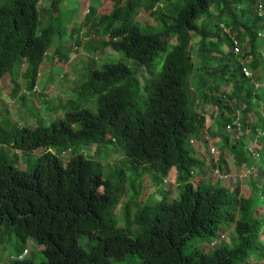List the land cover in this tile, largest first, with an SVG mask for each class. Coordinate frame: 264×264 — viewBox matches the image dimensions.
Returning a JSON list of instances; mask_svg holds the SVG:
<instances>
[{
  "label": "trees",
  "instance_id": "16d2710c",
  "mask_svg": "<svg viewBox=\"0 0 264 264\" xmlns=\"http://www.w3.org/2000/svg\"><path fill=\"white\" fill-rule=\"evenodd\" d=\"M46 1L51 17L42 27V2ZM59 1H0V88L5 87L8 73L14 75L16 67L27 65V90H35L44 52L52 45L55 34H61L58 22L51 20L56 17ZM112 1L114 13L110 20L100 19L108 20L105 27L97 33H87L110 38L107 46L135 59L142 67L140 72H148L142 88L138 80L134 82V90L144 94L143 102L132 109L131 70L126 63L110 61L100 68L89 65L79 100L49 126L23 128L12 142L24 151L42 149L33 168L19 167L16 157L9 156L0 144V226L15 232L19 239L17 254L9 264H114L115 260L117 264H251L248 258L257 246L253 245L256 232L249 217V196L226 185L209 182L194 189L188 182V167L197 163V157L187 148L186 137L191 132L199 136L206 129V113L192 108L194 99L187 81L193 73L194 55L201 70L212 61L217 64L215 73L230 68L231 57L213 58L217 57L213 53L222 52L220 46L231 48L239 43L232 38L235 32V37L248 36L250 52L256 55L257 33L264 30V15L257 13V0H178L169 8L173 22L156 32L141 29L140 10L133 7L141 0ZM122 1L124 6L119 5ZM160 1L167 0H148L142 9L161 18L162 10H156ZM261 1L264 9V0ZM86 8L87 0H83L75 20L85 14ZM117 19L120 25L114 24ZM224 27L228 28L226 32ZM170 34L175 43L165 55L162 69L153 73V60L165 50ZM193 38L199 41L192 44ZM75 39L70 34L66 50L59 40L53 61L67 60ZM256 61L254 58L251 63L254 68L259 66ZM230 73L234 88L228 100L205 91V102L226 110H231V101L250 104L253 93L250 85L243 89L241 64ZM208 76L220 77L208 69L199 76L204 81L197 82L195 88L205 87ZM92 97H96L94 112L85 105ZM222 118L224 121L218 120V131L228 136V141L230 136L224 129L232 116L224 113ZM106 136L115 143L114 150H122L130 157L133 166L148 164L162 176H173L174 166L175 177L181 182L178 194L168 183L154 203L140 205L137 192H132L123 217L136 226L133 231L117 224L121 219L115 212L120 200V178L113 183V175H105L103 164L82 152L92 143L100 148ZM7 141L0 135V142ZM237 144L230 145L238 150ZM62 147H71L66 161L55 153ZM235 154L241 158L237 151ZM116 172L123 174L122 169ZM261 193L264 198V180ZM130 205L136 207L132 215ZM233 224L239 240L236 245L225 242L214 251L191 247L188 253L182 252L188 238L201 235L210 239L220 225ZM30 236L43 247L45 261L19 258L26 253L24 245ZM83 236L88 240L81 242ZM257 257H264V246L257 251Z\"/></svg>",
  "mask_w": 264,
  "mask_h": 264
},
{
  "label": "rangeland",
  "instance_id": "374dc122",
  "mask_svg": "<svg viewBox=\"0 0 264 264\" xmlns=\"http://www.w3.org/2000/svg\"><path fill=\"white\" fill-rule=\"evenodd\" d=\"M1 1V0H0ZM83 0H60L58 9L54 21L58 22L56 25L61 31V34L57 32L54 36V41L51 46L48 47L47 54L44 56V61L41 68V73L38 82V91L32 93H26L25 90L27 84L26 75H24L27 67L23 65L17 70L16 75L8 73L4 81L5 87L0 88L1 102H0V135L7 138V142H0L1 146L8 150V155L16 157L18 165L21 168L31 169L37 162L38 153L42 149L34 151H24L14 143L15 138L21 133L23 128H34L36 125L49 126L54 118L62 116L63 112L70 107L72 104L79 100V94L81 89L84 87L86 82V73L88 72V66L91 65L94 68H100L103 63L110 61H122L126 63L131 70V90H133V104L132 109L137 108L141 105L144 99V94H140L138 90H134V82L138 80L140 87H143L145 77L148 72L142 70L135 59L126 57L120 51H114L111 47L100 50L99 46L105 43L106 38L98 34H88V31L99 32L102 27H105L108 20L101 21V17H108L110 20L111 14L114 13V2L112 0H87L88 11L84 14L79 15L75 20V12ZM148 0H141L140 3H135L134 8L139 11L138 21L140 22L141 29L148 32L160 31L166 24L173 22V17L170 14L169 8L175 5L178 0H167L160 1L157 9H161V18L155 13H151L148 10L142 9V5ZM49 3L42 2L41 18L43 19L42 27L50 21V14L46 11ZM124 6L125 3L122 1L119 4ZM256 6V5H255ZM82 17V18H81ZM81 18V19H80ZM80 19V20H78ZM90 24V25H88ZM120 25L121 21L118 19L114 23ZM88 25V26H87ZM228 28L224 27L226 32ZM260 31V30H259ZM264 31V30H261ZM70 34L76 36L75 43L70 48V54L67 60L53 61L55 48L60 40L63 45V50H66V44L70 42ZM224 34V33H222ZM236 32L232 35V38H236L240 43V52L237 54H231L232 61L229 62L230 70L225 74H221L220 90L215 91L216 97H222L223 93H231L232 82L229 72L237 67L242 60V55L245 52L250 51L251 45L248 43V37L246 34L239 37L236 36ZM74 38V37H73ZM215 40V38H213ZM166 48L158 53L156 58L153 60V73H157L162 69L163 60L165 55L170 50V47L174 45L175 38L173 34H170L166 38ZM199 41L197 38H193L191 43ZM258 49L256 51L257 63L259 66L254 68L247 64V68L251 71V78L244 80L245 85L251 84V88L256 92L258 100L253 101V112L251 114L243 113V133L242 141H238L237 146L245 159L238 160L237 156H234L231 150L224 149L225 141L223 138L218 140L216 136L219 135V124L218 118L220 109L216 104H205L200 96L195 98L194 108L197 110H203L207 112L206 124L209 128L208 135L209 139L201 140L196 139L195 143L189 144L193 149V154L197 157V161L207 159L208 163H204V176H210L212 182H217L220 175L214 174L212 165H219L222 171H229L231 175L229 178L221 180L222 183L227 186H231L232 189L239 188L240 193H244L250 198V219L255 225L256 238L253 241V245L257 246L256 252L252 249V254L248 258V262L253 264L257 261V264H264V257L258 258L257 251L261 250L264 246V198L261 194L262 184L264 180V145L261 148L256 149V156H247L244 149L243 143L249 142V134H254L256 129L264 132V41L258 37L256 40ZM221 51H215L213 55L220 57L226 55L233 47L228 45L220 46ZM260 53L261 55H258ZM245 61H248L247 59ZM244 61V62H245ZM214 63V61H212ZM26 67V68H25ZM210 70L215 68V65L211 66ZM16 72L15 70H13ZM195 73H197L195 71ZM199 81V77L195 78V82ZM2 80L0 79V84ZM16 83L19 84V90L16 95L12 92L15 88ZM256 83L258 84L256 87ZM208 87H212V83L207 84ZM28 91V90H27ZM191 97H195V91L190 94ZM96 97H92L85 104L93 112L96 110ZM259 107V108H257ZM237 109H234V111ZM234 113V112H233ZM230 133V144L237 141L233 131L224 132ZM264 138V135H262ZM106 141L101 143V147L98 148L96 143H92L88 146H84L82 152L86 155L91 156L95 161L103 164L105 167V175L111 176L112 182L116 183L117 179L120 178L121 191L120 200L115 207L117 216H121L117 224L121 228L130 229L131 231L136 229L134 224L128 223L123 217V208L130 198L132 192H137V197L140 205L148 202H155L159 196L160 190L166 189L168 182H173L172 177L169 179L167 176H162L155 170L148 169L147 165L137 164L134 168L129 167L128 160L132 162L130 157H127L122 150H114V144L106 136ZM216 147L215 153L210 149L211 146ZM263 148V149H262ZM70 152L62 155V158L66 161L69 158ZM224 155V156H222ZM245 162L247 167L253 168V174L247 177H241V174H236L241 170V164ZM118 169L123 170V174L120 175L116 171ZM261 174V175H260ZM246 180V183H245ZM173 193L178 194L179 187L173 184ZM242 190V192H241ZM149 203V204H153ZM136 210L134 205H130V214ZM221 230L225 237L230 236L231 240L227 241L236 245L239 240L237 239L235 232V225L231 228L227 225L223 226ZM88 240L86 236L80 238L81 242ZM19 242L18 236L15 232L9 230L5 226H0V264L11 263L15 255L17 254V244ZM206 241L201 237H193L186 240L182 247L183 253H188L192 246L205 247ZM209 247V245H208ZM24 250L27 253V257L35 262H42L46 260V255L43 247L40 246L38 240L30 236L28 237ZM117 264V261H114Z\"/></svg>",
  "mask_w": 264,
  "mask_h": 264
},
{
  "label": "clouds",
  "instance_id": "9594fccd",
  "mask_svg": "<svg viewBox=\"0 0 264 264\" xmlns=\"http://www.w3.org/2000/svg\"><path fill=\"white\" fill-rule=\"evenodd\" d=\"M256 6L258 7V9H257L258 15L259 16H263L264 15V9L262 7L263 6L262 1L261 0H257ZM87 7H88V1H87ZM87 11H88V9H86L85 14H86ZM258 37L264 39V31H261L260 30L257 33V38ZM109 39L110 38H106L105 43H103V44H101L99 46V49L100 50H103V49H106L107 47H109V46H107V41ZM248 40H249V38H248ZM47 50H48V48H47ZM47 50L44 52V55L47 54ZM233 50H234V53H233ZM233 50H230L228 52V54H226V55H228L227 58H230L231 57L230 55L232 53L233 54H235V53L238 54L240 52V43L235 42V46L233 47ZM250 51H251V49H250ZM250 51L243 53L242 60L239 63L242 66V72H243V75H244V80L247 79V78H251V76H252L251 71L247 68V64L248 65H251V63L254 60V58L257 59V56H254ZM258 55H261V54L258 53ZM224 56L225 55H223V57ZM213 58H219V57H213ZM246 59L248 61H245ZM199 65H200V61L197 60L196 55H194L193 56V73L190 76L189 80L187 81V89H188L189 94L193 93L194 91L196 93V96L195 97H191L192 99H194V102H195V98H197V96H200L202 98V100H203V94H204L205 91H207V93L209 95H214L215 91L220 90L221 74L219 72H216L215 73V70H217L216 69L217 68V64L215 63V61L211 65L205 66L203 68V70H201L199 68ZM212 65H215V68L213 70H210L212 68L211 67ZM25 66L27 67V65H25ZM21 67L22 66L16 67V69H15L16 72H15L14 75H16L18 73L17 70L19 68H21ZM41 68H42V66H41ZM41 68H40V73H41ZM208 69L211 71L212 75L217 74L220 77H210V76H208V80L206 82L205 87H203V88H195V84H196L195 78L196 77H199L200 75H202V73H204V71H206ZM229 70H230V68H228L227 70L220 71V72L222 74H225ZM195 71L197 73H195ZM25 73H26V69H25L24 75H26ZM229 75L231 76V73L230 72H229ZM230 80L232 82V91H231V93H232L233 92V88H234V82H233L234 80H233L232 76H231V79ZM199 81H200V83H202V81H204V79H202L200 77ZM199 81H197V82H199ZM263 81H264V77H263ZM38 82H39V80H38ZM210 82L212 83V87H208V85H207ZM16 85H17L18 89L17 88H14L13 89L12 92L14 93V95L17 94V92H18V90L20 88L18 83H16ZM249 85L251 87V84L245 85V83H243V89L246 88V87H249ZM257 85L258 84L256 83V87H257ZM26 88H27V85H26ZM25 91L28 94L29 93H32L34 91H38V83L36 85L35 90H32V91L25 90ZM231 93H223L222 94V97H217V98L218 99H222L223 101H226V100H228V96ZM252 93L253 94L251 96V102H250V104H245L244 102L231 101L230 102V104L232 105L231 110H226L225 108L219 107L217 105L219 107V109H220V113H219L218 120L221 119L222 121H224V119L222 118V116H223L224 113L230 114L232 116V120L228 121V123L226 125V130L227 131H233L235 133L234 136L237 138V141H236L237 143H238V141H242L243 120H244L243 113L251 114L253 112V105H252V103H253L254 99L255 100H258L259 99L258 96H257V94H256V92H254L252 90ZM1 98L2 97H1V94H0V102H1ZM204 103L205 104H208L205 101H204ZM210 104H212V103H210ZM210 104H208V105H210ZM192 108L195 109L194 108V104H193V107ZM257 108H259V107H257ZM234 109H237V110L234 111ZM205 113H206V119H207L208 113L207 112H205ZM36 126H38V125H36ZM208 131H209V128L207 127V124H206V129L202 133H199V136H197L195 134V132H191V133H189L188 137H186L187 148H190L192 154H193V149L190 147L189 144L195 143V138L196 139H201V140H207L208 141V139H209ZM228 134L230 136V133H228ZM248 134H249V142L248 143H243L244 144V149H245V151L247 153V156H252L253 158H255V156L257 154L256 153V149L257 148H261L262 147V144L264 145V138H262V135H264V132L263 131H260L259 129H256V131H255L254 134H251L250 131H248ZM194 136H195V138H194ZM223 136H224L223 134L222 135L219 134L216 137L218 138V140H221V138H223L224 141H225L228 136H225V137H223ZM230 139H231V137L229 138L228 141H225V147H224V149L231 150L232 153L234 154V156H236L235 152L237 151V153H239V155L241 156V158L237 157L239 161H241L242 159H245L244 158V155L240 151H238V150H240L239 147H238V150H237V149L233 148L230 145ZM39 149H41V148L39 147L36 150H39ZM48 149L53 150V147H48ZM210 149H211V151L213 153H215V151H216V147L215 146L212 145L210 147ZM70 150H71V147H62L61 149H59V148L57 150L55 149V153L62 158V155L69 153ZM222 156H224V155H222ZM263 160H264V156H263ZM204 163L205 164L208 163L207 159H204V160H201V161H197V163H195L193 165H190L188 167V173H189L188 182L191 184V186L194 187V189H197V188H199V186H206V184L209 183V182L210 183H217V184H219L221 186L226 185V184L222 183L221 180L226 179V178H229L230 177L229 175H231L230 172L229 171H222L219 165H215V166L212 165V168L214 169V174L220 175V178H219V180H217V182H212L210 176H204L203 175V172H204L203 171L204 170V168H203L204 167ZM145 165H147L148 169L153 170V169H151L148 166V164H145ZM129 167L134 168L135 166H133L132 163L129 161ZM171 172L174 173V175L172 177H175V175H176V168L174 166L171 167ZM253 173H254L253 172V168L247 167L245 165V162L241 164V170L239 172H236V174H241V177H247V176H249V175H251ZM166 176L169 177V179H172L171 176H168V175H166ZM165 182L171 183V182H168V179H165ZM245 183H246V180H245ZM171 184L172 185L173 184H176V186L178 185V187H179L180 184H181V182H179V179L177 177V179H173V182ZM228 188L232 189L231 186H228ZM241 192H242V190H241ZM242 193H240V194H242ZM228 228H231V227H228ZM222 229H224V227H223V225H220L219 226V229H218V231L216 233V235L213 236V237H211L210 239H208V238H206L204 236H201V235H194V236L190 237V238H193V237H201V238L205 239V241H206L205 247H199V246H196L195 245V246H192V249L197 248V249H203L204 251H214V250L220 248L225 242L228 243L227 241H230L231 240V237L230 236H226L225 237L224 233L221 232ZM190 238H188V239H190ZM232 243L233 242H231V244ZM208 245H209V247H208ZM26 255H27V253H23V254H21L19 256V258L20 259L21 258H24Z\"/></svg>",
  "mask_w": 264,
  "mask_h": 264
}]
</instances>
